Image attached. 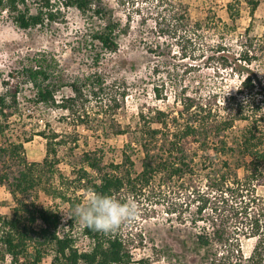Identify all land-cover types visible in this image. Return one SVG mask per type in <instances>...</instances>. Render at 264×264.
Returning <instances> with one entry per match:
<instances>
[{
	"label": "trees",
	"instance_id": "trees-1",
	"mask_svg": "<svg viewBox=\"0 0 264 264\" xmlns=\"http://www.w3.org/2000/svg\"><path fill=\"white\" fill-rule=\"evenodd\" d=\"M167 1L158 0L159 6L164 8L159 14L166 23L157 22L156 28L163 34H173L177 41H190L191 33L195 34L197 30H189L188 21L174 5L164 6ZM249 4L254 14L259 2L249 0ZM229 8L231 18L236 21L239 11H234L233 4ZM72 10L85 18L86 25L68 44L74 54L84 58L85 70L70 73L56 54L40 50L18 57L7 73L0 75V187L8 190L15 203L10 217L0 214L1 263L9 260L10 264H43L48 256L53 257L52 264L132 262L122 238L112 231L97 232L83 224V235L94 241L89 252H81L72 235L76 219H68V231L61 235L62 216L38 203V191L44 190L54 199L68 204L70 213L76 206L62 188L48 185L43 179L47 170L51 173L48 181L53 178V160L65 141L54 131L36 134L47 146L43 162L46 171L42 172L39 163L30 162L26 156L25 143L32 139H23L13 129V118L27 104L51 111L62 110V119L69 125L90 126L96 132L101 130L105 138L120 133L115 116L129 95V86L101 67L108 55L119 50L120 37L127 34L122 21L107 10L102 0H0V16L7 14L25 31L67 26ZM164 25L168 33L161 31ZM245 48L240 62L249 70L256 57L248 54L253 48L251 44ZM256 81L252 74L243 78L238 91L224 107L231 112L228 117L219 115L211 105L193 96L181 97L182 110L172 121L170 114L163 111L150 115L141 113L140 119L145 124L140 131L139 143L145 153L142 172L135 173V164L126 150L120 164L108 166L104 164L101 149L87 152L83 157L84 166L78 170L79 188L114 197L126 191L137 198L149 186L150 179L160 174L169 180L194 176L193 164L198 151L207 155L213 153L210 161L214 165L220 159L236 156V168L228 161L222 162L216 172L208 173L206 188L195 194V201L199 202V219L195 220V225L205 220L208 223L199 227L191 250L203 254L201 261L205 264H264V199L256 194V183L264 178L261 172L264 166V117H259L264 97L259 93ZM65 89H69L71 95L58 99ZM156 93L157 99H164L162 90L156 88ZM239 119L248 121L249 125L241 138L232 143L226 132L233 129ZM190 140L197 143V150L188 149ZM159 145L167 154L166 158L165 155H150ZM241 169L246 171L242 178L238 175ZM206 212H209V218L203 219ZM242 236L257 238L248 261L243 256ZM139 264L152 263L142 259Z\"/></svg>",
	"mask_w": 264,
	"mask_h": 264
},
{
	"label": "rangeland",
	"instance_id": "rangeland-1",
	"mask_svg": "<svg viewBox=\"0 0 264 264\" xmlns=\"http://www.w3.org/2000/svg\"><path fill=\"white\" fill-rule=\"evenodd\" d=\"M102 1L107 10L127 27V34L119 39V50L108 55L101 67L129 86V95L115 116L120 133L105 138L101 130L96 132L90 126L69 125L62 119V110L51 111L27 104L13 118L14 133L23 139H32L25 143L26 156L30 162L39 163L42 172L46 171L43 162L47 146L46 141L36 134L54 131L60 135V140L65 141L53 160V178L48 181L51 173L47 170L43 179L48 185L62 188L76 206L85 203L92 194L79 188L81 184L77 182L85 153L101 149L104 164L108 166L120 164L126 150L135 164V173L142 172L145 153L139 143L140 131L145 124L140 119L141 113L150 115L151 112L163 111L170 114L172 121L182 110L181 97L193 96L211 105L219 115L231 116L224 107L247 74L255 77L259 93L264 97V0H257L259 6L254 14L249 0H168L163 5H174L188 21L189 30H197L195 34L191 33L190 41H177L173 34H163L156 28L157 22L166 23L159 14L164 8L159 6L158 0ZM230 4H233L234 11H239L236 21L231 18ZM68 18L67 26L25 31L18 28L7 14L0 16V75L7 73L18 57L40 50L56 54L70 73L85 70L84 58L74 54L68 44L74 41L76 32L84 30L85 18L76 10L70 11ZM161 31L168 33L165 25ZM250 44L253 48L248 54L254 55L256 60L248 70L240 62V56L246 51L245 46ZM156 88L162 90L164 99L156 98ZM70 95L71 91L65 89L58 99ZM260 116L264 117V107ZM248 125V121L237 120L233 129L226 132L228 140L234 143L240 139ZM154 127L161 128L159 125ZM187 146L190 151L198 149L193 140ZM197 153L193 164L194 176L169 180L160 174L150 179L141 196L134 198L124 191L116 197L121 201L134 200L137 204V215L112 231L122 238L132 257L131 264H139L142 259H149L152 264H205L201 261L203 254L191 250L199 227L208 223L205 220L195 225V220L199 219V202L195 201V194L206 188L208 173L216 172L225 161L236 168L238 157L223 158L214 165L210 161L213 153ZM150 155L167 157L161 145ZM245 172L241 169L238 175L242 178ZM261 172L264 173V166ZM256 194L264 199V178L256 183ZM38 196L40 205L60 213L63 218L60 233H66L68 219L65 216L70 214L69 205L54 199L44 190H39ZM14 206L12 195L0 187V214L10 217ZM208 213L203 214V219L209 218ZM72 235L81 252L91 251L94 241L83 235V224L78 220L73 223ZM256 244V237L242 236L245 261L250 259ZM52 260L53 257L48 256L43 264H52ZM0 264H10V261Z\"/></svg>",
	"mask_w": 264,
	"mask_h": 264
},
{
	"label": "clouds",
	"instance_id": "clouds-1",
	"mask_svg": "<svg viewBox=\"0 0 264 264\" xmlns=\"http://www.w3.org/2000/svg\"><path fill=\"white\" fill-rule=\"evenodd\" d=\"M138 213L134 200L121 201L112 195L92 193L85 203L74 207L65 219H76L102 233L114 231Z\"/></svg>",
	"mask_w": 264,
	"mask_h": 264
}]
</instances>
